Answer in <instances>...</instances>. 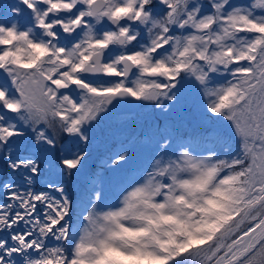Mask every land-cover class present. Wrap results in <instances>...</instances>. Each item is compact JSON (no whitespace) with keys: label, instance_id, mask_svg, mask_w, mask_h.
Here are the masks:
<instances>
[{"label":"snow or ice","instance_id":"1","mask_svg":"<svg viewBox=\"0 0 264 264\" xmlns=\"http://www.w3.org/2000/svg\"><path fill=\"white\" fill-rule=\"evenodd\" d=\"M0 264H264V0H0Z\"/></svg>","mask_w":264,"mask_h":264},{"label":"rangeland","instance_id":"2","mask_svg":"<svg viewBox=\"0 0 264 264\" xmlns=\"http://www.w3.org/2000/svg\"><path fill=\"white\" fill-rule=\"evenodd\" d=\"M2 2L3 3H14L15 2V0H2ZM129 128V127H128ZM141 129L138 127V126H134V128H133V132L134 133H132V134H137L135 131H140ZM127 131H128V129H127Z\"/></svg>","mask_w":264,"mask_h":264}]
</instances>
